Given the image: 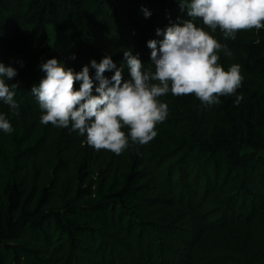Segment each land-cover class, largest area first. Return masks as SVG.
Returning <instances> with one entry per match:
<instances>
[{
	"label": "trees",
	"instance_id": "obj_1",
	"mask_svg": "<svg viewBox=\"0 0 264 264\" xmlns=\"http://www.w3.org/2000/svg\"><path fill=\"white\" fill-rule=\"evenodd\" d=\"M186 11L177 0H0V62L17 70L6 83L19 105L15 115L0 100L14 129L0 130V264H264V28L232 40L194 21L231 52L218 62L240 65L241 86L213 105L160 97L157 136L120 155L42 124L31 93L51 58L88 65L96 85L90 62L105 56L130 79L128 50L154 71L147 42Z\"/></svg>",
	"mask_w": 264,
	"mask_h": 264
},
{
	"label": "clouds",
	"instance_id": "obj_2",
	"mask_svg": "<svg viewBox=\"0 0 264 264\" xmlns=\"http://www.w3.org/2000/svg\"><path fill=\"white\" fill-rule=\"evenodd\" d=\"M187 17L157 29L162 40H149L150 62L154 71L145 69L144 63L131 50L124 51L130 79H123L124 66L117 67L111 56L99 63L92 60L96 70V85L85 65L77 72L66 68L58 59H47L40 65L45 74L31 93L42 111V124L68 128L86 136V142L97 151L107 150L120 155L133 144L146 145L156 136V125L166 120L169 106L159 98L194 95L201 103H221L220 97L233 96L241 86L243 76L240 65L232 64L225 70L218 62L217 52L226 46L219 43L205 27L213 32L219 28L224 38L236 39V34L264 28V0H177ZM146 17L151 13L142 9ZM201 20L205 27L194 22ZM71 59H75L73 55ZM115 70L111 78L106 71ZM17 70L0 62V100L18 115L15 101L18 83L9 85ZM80 82L79 89L76 83ZM94 92L96 94H94ZM242 97H237L236 104ZM127 128V133L124 129ZM0 130L14 131L4 114H0Z\"/></svg>",
	"mask_w": 264,
	"mask_h": 264
},
{
	"label": "rangeland",
	"instance_id": "obj_3",
	"mask_svg": "<svg viewBox=\"0 0 264 264\" xmlns=\"http://www.w3.org/2000/svg\"><path fill=\"white\" fill-rule=\"evenodd\" d=\"M188 19H191L190 17ZM196 21V20H195ZM197 23V22H195ZM53 26L52 24L47 25V28L49 30V39L53 40L55 38V31L54 30H50V27Z\"/></svg>",
	"mask_w": 264,
	"mask_h": 264
}]
</instances>
